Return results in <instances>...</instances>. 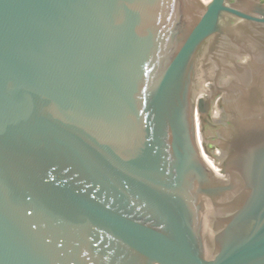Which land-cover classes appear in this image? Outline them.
I'll return each mask as SVG.
<instances>
[{"label": "water", "instance_id": "95a60500", "mask_svg": "<svg viewBox=\"0 0 264 264\" xmlns=\"http://www.w3.org/2000/svg\"><path fill=\"white\" fill-rule=\"evenodd\" d=\"M0 264H264V2L0 0Z\"/></svg>", "mask_w": 264, "mask_h": 264}, {"label": "flooded vegetation", "instance_id": "af4514ba", "mask_svg": "<svg viewBox=\"0 0 264 264\" xmlns=\"http://www.w3.org/2000/svg\"><path fill=\"white\" fill-rule=\"evenodd\" d=\"M262 2H264V0H261ZM217 118L213 119L215 121H213V123H223L225 121V115L224 112L220 114V116H216Z\"/></svg>", "mask_w": 264, "mask_h": 264}, {"label": "bare ground", "instance_id": "6f19581e", "mask_svg": "<svg viewBox=\"0 0 264 264\" xmlns=\"http://www.w3.org/2000/svg\"><path fill=\"white\" fill-rule=\"evenodd\" d=\"M204 2H209L210 0H203Z\"/></svg>", "mask_w": 264, "mask_h": 264}]
</instances>
